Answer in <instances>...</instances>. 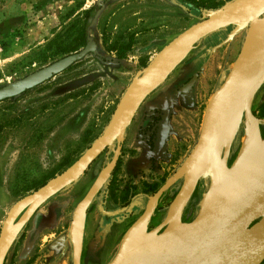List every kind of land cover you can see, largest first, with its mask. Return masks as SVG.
<instances>
[{
	"label": "rangeland",
	"instance_id": "374dc122",
	"mask_svg": "<svg viewBox=\"0 0 264 264\" xmlns=\"http://www.w3.org/2000/svg\"><path fill=\"white\" fill-rule=\"evenodd\" d=\"M229 1L194 11L179 0H0V86L80 50L90 39L95 43L92 52L60 73L0 101V229L18 199L79 161L117 116L131 82L139 80L171 39L223 10ZM88 8L93 14L83 42L79 29ZM233 28L216 25L187 41H195L194 47L158 79L117 137L82 174L21 206L7 230L9 242L0 250V264H117L142 252L157 234L150 229L153 222H145L149 213L141 215L146 205L153 209L158 195V190L150 194L149 189L171 177L176 186L185 172L178 167L196 143L195 176L201 173L178 219L182 228L216 209L223 201L221 192L226 197L264 180V169L246 170L239 179L236 172L245 123L257 135L254 142H264V120L249 113L264 101V77L252 92L236 90L244 92L238 95L234 129L229 140L219 137L222 118L233 104L221 115L218 108L225 100L217 101L216 87L242 39L240 31L230 35ZM195 59L197 70L190 66ZM193 74L190 90L182 94L179 87ZM254 74L247 77V85ZM210 98L216 106L215 120L203 130ZM153 107L158 108L152 113L156 117L170 108L169 134L157 157L144 127V115ZM199 128L205 136L197 142ZM109 159L110 170L117 159L110 189H105L108 172L91 197V187ZM173 189L154 209L169 204ZM77 211L80 224L73 228ZM258 264H264V258Z\"/></svg>",
	"mask_w": 264,
	"mask_h": 264
},
{
	"label": "water",
	"instance_id": "95a60500",
	"mask_svg": "<svg viewBox=\"0 0 264 264\" xmlns=\"http://www.w3.org/2000/svg\"><path fill=\"white\" fill-rule=\"evenodd\" d=\"M226 9L223 8V10L202 18L187 27L171 39L158 55L166 53L182 41L194 39L203 31L216 25H223L230 18V12ZM252 18L242 21L238 26L244 25ZM94 46V40L90 39L80 50L0 86V101L14 97L50 79L87 53L92 52ZM160 77L157 70L150 72L129 107L107 124L76 164L63 170L13 204L0 229V250L9 242V236L6 233L21 206L67 185L82 174L100 152L117 137L133 116L139 103L156 85ZM263 77L264 61L255 78L247 87V92H252ZM191 82L192 80H189L184 85L186 87L183 86L180 90H186ZM224 97L225 93H220L216 99L217 101L225 100ZM167 131V110H165L156 130L154 152L162 146ZM217 205L216 209L198 221H191L175 234L167 236V240L154 241L153 245L142 250V252L117 264H159L182 252H186V259L182 264H258L264 258V180L239 188L223 198L222 203ZM240 230L242 233L239 235Z\"/></svg>",
	"mask_w": 264,
	"mask_h": 264
},
{
	"label": "crops",
	"instance_id": "0c3cea01",
	"mask_svg": "<svg viewBox=\"0 0 264 264\" xmlns=\"http://www.w3.org/2000/svg\"><path fill=\"white\" fill-rule=\"evenodd\" d=\"M234 1L236 2V0H230L226 6H224V8H229V12H230V8L231 6L234 4ZM264 1V0H263ZM262 0H259L256 2V4H254L253 8L249 7L248 9H244L240 12L242 16L240 15H236V13L232 14L230 12V18L228 19V21H226L223 25L225 26H230L232 25L234 28L233 30L231 31L232 33L230 35H234L235 33L237 32H241L242 33V39H241V43H240V46L238 48V50L236 51L235 55H234V58L229 62L226 70L224 72H221L220 73V78H219V83L217 85V90L219 91V93H225V97L224 99L226 100L227 98V95H228V92L230 91V89L232 88L231 87V84L232 82L234 81V75H239V76H243L241 78H238L235 82V91L240 88V89H245L247 87V73L252 75L253 73H255L256 71V68L258 67V65L260 64V61H261V64L263 63L264 61V54H263V57H262V60H261V52L263 50V46H264V2ZM262 3V4H261ZM258 4V6H257ZM257 6V7H256ZM255 7V8H254ZM246 11V12H245ZM257 11V12H255ZM252 12H255V13H252ZM246 13V14H245ZM250 13V14H249ZM243 14H245L246 16H244ZM241 17V19H240ZM253 17V18H252ZM237 18V19H236ZM239 18V19H238ZM248 18H252L251 20L247 21L244 25L242 26H238V24H240L242 21L248 19ZM255 20V21H254ZM252 22V23H251ZM251 23V24H250ZM253 25V26H252ZM252 29H258L259 32L258 36L260 38H256L258 39V48H257V51L255 52V57L252 58V55H251V58H250V61L247 64H244L245 62V59L248 60V56L247 53H245L244 51H247L248 50V43H246V41L248 42V39H247V36L249 37L250 34V30ZM253 31V30H252ZM251 31V32H252ZM257 36V34H256ZM257 36V37H258ZM198 43V42H197ZM194 44H195V41L194 42H187V41H182L180 43H178L177 45H180V46H177L173 52H171V54L169 56H167L165 58V60H170L172 59V56L180 53V58L179 60L177 61H174L172 62L168 67H167V71H165L163 73V75H165L166 73L170 72L172 69H174L178 63L183 59V57L186 55V53L188 52V50L191 48V47H194ZM176 46V45H175ZM174 46V47H175ZM247 49V50H246ZM260 50V51H259ZM244 54V55H243ZM246 54V55H245ZM246 58H245V57ZM258 59H257V58ZM176 58V57H175ZM244 60H243V59ZM256 60H255V59ZM197 59L195 60H192L190 62V66L192 69L194 70H197L198 65H197ZM253 63V64H252ZM173 64V65H172ZM244 64L245 66L247 65V67H242ZM261 64L259 65V67L261 66ZM242 65V66H241ZM256 65V66H255ZM152 67V66H151ZM259 67L257 69V72L259 70ZM169 69V70H168ZM255 70V71H254ZM149 71V68L146 67L143 69V74L137 78L139 80H135L134 78L131 79V84L133 82H139V85H138V89L145 77V74ZM240 79L242 81H240ZM245 79V80H244ZM242 82V83H241ZM130 84V85H131ZM240 84H245V87L244 85H240ZM129 85V87H130ZM240 85V86H239ZM238 86V87H237ZM231 87V88H229ZM242 87V88H241ZM136 88V89H137ZM137 89V90H138ZM137 92V91H136ZM218 97V96H217ZM211 98L208 99V103L210 102ZM235 102V101H234ZM233 103V102H232ZM231 104V103H230ZM229 104V105H230ZM208 106V105H207ZM206 106V108H207ZM206 108L204 109V113H203V123H202V128H206V126L208 125V122H209V118H208V121L205 120V110ZM207 122V123H206ZM205 135L202 136L201 134V131H200V128H199V133H198V136H197V142L201 141V139L204 137ZM198 147V151L197 153H195V149ZM199 153V146H198V143H196L195 145H193V147L190 149V152L188 154V156L183 160L181 161L179 167H178V170L180 169H183L185 170V172H183V174H181L180 176V180L179 182L177 183L176 186H174V181H173V177H171L170 179H166L165 182L163 183V187L160 188V190H158V195L156 196L155 200H154V203H153V209H149L148 210V206L146 205L141 213V215H143L144 213H149L147 215V218L145 219V222L147 223L148 221H151L153 222V225L152 227L150 228L151 230H157V234L155 235L156 236V240L155 241H159L160 239L165 241L167 240V236L169 235H173L175 234L178 230L181 229V226H179V222H178V219L180 217V214L182 213L184 207L186 206V203L188 201V198H189V195L190 193L192 192V190L194 189L195 187V184H196V181L198 180V177L200 175L201 172H199V174H197L195 176V168H196V161L199 160V157L197 156ZM110 166H111V163H110V159L105 163V166L101 169V171L99 172L94 184L92 185L91 187V190H90V196L93 197L94 194H96L98 192V190L100 189V187L102 186V184L104 183V181L106 180V177L108 176V172L110 170ZM194 169L192 171H190L191 169ZM197 169V168H196ZM190 171V172H189ZM103 173H105L106 177L105 179L103 180V182L96 188L94 189L95 185L99 183V177L100 175ZM188 173V174H187ZM187 174V175H186ZM190 174V175H189ZM195 176V177H194ZM190 178V179H189ZM190 180V181H188ZM187 184H190V185H187ZM172 188H174L172 191H173V195H172V198L169 202L168 205H166L164 208H155L154 209V205H156V203H158V201L160 200L161 197L164 196V194L171 190ZM223 196H225V193L223 194ZM222 196V197H223ZM137 198V197H136ZM202 198V196H201ZM200 198V200H201ZM225 198V197H223ZM135 199V198H134ZM135 201V200H134ZM205 201V199H203L201 201V205L202 203ZM132 203H133V200H132ZM148 210V211H147ZM147 211V212H146ZM140 215V216H141ZM80 224V216H79V212L77 211L74 215V221L72 223V227L73 228H78ZM168 231V232H167ZM165 234V236H163ZM163 236V237H162ZM162 237V238H161Z\"/></svg>",
	"mask_w": 264,
	"mask_h": 264
},
{
	"label": "bare ground",
	"instance_id": "6f19581e",
	"mask_svg": "<svg viewBox=\"0 0 264 264\" xmlns=\"http://www.w3.org/2000/svg\"><path fill=\"white\" fill-rule=\"evenodd\" d=\"M257 1H259V0H236V2L234 1V4L231 6V8H230V12L233 14H235L236 13V15L238 14V15H240V16H242L241 15V13L242 12H240V11H242V10H244V9H248L249 7H251V6H253L254 4H256V2ZM263 1V0H262ZM264 2V1H263ZM258 3V2H257ZM260 3V2H259ZM258 3V4H259ZM258 4H257V6H258ZM262 4V3H261ZM260 5V4H259ZM256 6V7H257ZM251 8H253V7H251ZM255 8V7H254ZM226 10H228L229 11V8H227ZM238 10H240V11H238ZM246 12V11H245ZM255 12H257V11H255ZM255 12H252V13H255ZM246 14V13H245ZM245 14H243L244 16H246ZM250 14V13H249ZM237 15V16H238ZM237 19V18H236ZM239 19V18H238ZM240 19H241V17H240ZM253 26V25H252ZM253 30V31H252ZM252 30H250V32H249V34H250V36L248 37L247 36V39H248V42L246 41V43H248V50L247 51H244L245 53H247V55H249L248 57V60H246L245 58V62H244V64H247L248 65V63H249V61H250V58H251V55H252V58L253 57H255V52L257 51V48H258V39H256V38H260L258 35L260 34L259 32L261 31H259L258 29L256 30V29H252ZM252 31V32H251ZM257 31H259V32H257ZM259 33V34H258ZM256 34H257V36H256ZM261 35V34H260ZM264 39V38H263ZM258 41V42H257ZM264 42V41H263ZM177 46H180V45H176L175 47H172L169 51H167L166 53H164V54H162V55H160V56H158V57H156L155 58V60L148 66V68H149V71L145 74V77H144V79H143V81H142V83H141V85H140V87H142V85L144 84V81L148 78V76H149V74H150V72H152L153 70H157L158 71V74L160 75V76H162V73H164L165 71H166V68L172 63V62H174V61H177V60H179V58H180V53H178V54H176V55H174V56H172V59H170V60H165V58L167 57V56H169L170 54H171V52H173V50L177 47ZM260 51V50H259ZM263 54H264V46H263V50H262V52H261V60H262V57H263ZM244 55V54H243ZM246 55V54H245ZM176 57V58H175ZM257 58V57H256ZM243 59V58H242ZM243 59V60H244ZM255 59V58H254ZM258 59V58H257ZM256 60V59H255ZM175 63V62H174ZM244 64H242L241 66L242 67H244L245 65ZM253 64V63H252ZM260 64H261V61H260ZM259 64V65H260ZM173 65V64H172ZM247 65L245 66V67H247ZM259 65H258V67H259ZM152 66V67H151ZM256 66V65H255ZM258 67L256 68V71H255V74L253 75V77L250 79L249 78V83H248V85H247V87L249 86V84L251 83V81L255 78V76H256V74H257V69H258ZM251 74V73H250ZM250 74H248L247 73V75H250ZM252 76V75H251ZM241 77H243L242 75L241 76H239L238 74L237 75H234V81L232 82V84H231V87H232V89H233V92H231V93H228V95H227V98H226V100H225V102L221 105V107L220 108H218V110H220V113H221V115L223 114V112H224V110H225V108L230 104V103H232L233 104V106H231L230 107V110H229V113L226 115V116H224V118H222V121H221V124H220V126L219 125H216L215 127H217V126H219V137H221V140L223 141H226V140H229L230 139V137H228V135H229V133H231L232 134V131H233V123L232 122H234L235 121V118H234V120L232 119L233 118V116L235 115V113L237 112V103L238 102H240L239 101V99H240V97H238V95H241V92L239 93V94H236V91H235V88H234V86H235V82H236V80L238 79V78H241ZM248 77V76H247ZM161 78V77H160ZM248 79V78H247ZM243 80V79H242ZM241 79H240V81H242ZM245 80V79H244ZM242 83V82H241ZM246 84H247V82H246ZM138 85H139V82H133L131 85H130V87L128 88V90H127V92H126V94H125V96L121 99V102H120V104H119V106H118V108H117V110H116V112L115 113H117L118 112V114H121L126 108H128L129 107V105H130V103L132 102V100L135 98V96H136V94H137V92L139 91V89H140V87H139V89L137 88L138 87ZM240 85H244V87H245V84H240ZM239 85V86H240ZM185 87V86H184ZM231 87H229V88H231ZM238 87V86H237ZM247 87L245 88V90L247 89ZM138 90H137V89ZM242 88V87H241ZM240 90V88H238L237 89V91H239ZM241 90H243V89H241ZM244 90V91H245ZM137 91V92H136ZM231 91V90H230ZM229 91V92H230ZM243 91V92H244ZM242 92V93H243ZM217 97V96H216ZM238 97V98H237ZM235 101V102H234ZM215 110H216V106H215V103H214V99H211L210 100V102L208 103V106H207V108H206V110H205V120H207L208 121V118H209V122H208V125L206 126V128H202L203 130H206L208 127H209V123H210V121H211V123H214V120H215V114H216V112H215ZM117 114V115H118ZM207 123V122H206ZM235 123V122H234ZM250 123H248V124H246L245 123V130H246V127L248 126V127H250L251 125H249ZM233 126V127H232ZM248 127H247V130L244 132V135H245V137L243 136V138H245L244 140H243V142H244V145H243V153H242V155H241V161L239 162V164L237 165V176H238V179L239 178H241V176L244 174V172L246 171V170H249V169H256V168H259V170H263L264 169V142H261V143H255L254 141H256V133H255V131H254V129H252L251 127H250V129H248ZM233 128V129H232ZM230 134V135H231ZM251 135V137H252V139H250V138H248V136H250ZM228 137V138H227ZM248 140V142H246L247 140ZM251 141H250V140ZM218 141H219V139H218ZM222 141H221V143H222ZM224 143V142H223ZM226 143V142H225ZM225 143H224V145H225ZM219 145H220V143H218ZM249 144V145H248ZM221 146V145H220ZM197 150V149H196ZM195 150V151H196ZM198 151V150H197ZM196 151V152H197ZM250 153V154H249ZM247 158V159H246ZM237 160V161H238ZM193 169V168H192ZM194 170V169H193ZM195 172V171H194ZM195 174H196V172H195ZM258 174V173H257ZM190 175V174H189ZM236 175V174H235ZM105 177H106V175H105V173H103L102 172V174L100 175V177H99V183L98 184H96L95 185V187H94V189H96L102 182H103V180L105 179ZM195 177V176H194ZM190 179V178H189ZM188 181H190V180H188ZM187 185H190V184H187ZM223 189V188H222ZM239 189V188H238ZM222 193V196H223V194H224V191L223 192H221ZM220 197V199L219 200H222L223 199V197ZM219 198V197H218ZM220 202V201H219ZM220 204V203H219ZM216 205V204H215ZM216 206H218V205H216ZM211 207H213V206H210V208ZM208 209H209V207H207ZM204 211V210H203ZM168 232V231H167ZM242 233V230H240L239 231V235ZM7 235V234H6ZM161 241H163V240H161ZM145 242V241H144ZM121 259H123V258H121ZM125 259V258H124ZM185 259H186V252L185 253H179L178 255H176V256H173V257H170V258H168V259H165L164 261H162L161 263H159V264H182L184 261H185Z\"/></svg>",
	"mask_w": 264,
	"mask_h": 264
},
{
	"label": "trees",
	"instance_id": "16d2710c",
	"mask_svg": "<svg viewBox=\"0 0 264 264\" xmlns=\"http://www.w3.org/2000/svg\"><path fill=\"white\" fill-rule=\"evenodd\" d=\"M224 1H229V0H179V2L184 5L186 8L194 11H198L202 8L204 9H210V8H216L219 5H222ZM93 14V8H88L87 10L84 11L83 13V21L81 24V27L79 29V35L80 39L84 42L86 39V29L90 24L91 16ZM125 49V48H123ZM122 56V55H118ZM250 115L257 119V120H264V101H262L256 108H252L249 110ZM117 160L115 161L111 171L109 172V177L106 181L105 188L106 190L109 191L110 185L113 181V174L115 171ZM158 186L152 187L150 189V193L154 194L158 190ZM44 219L41 218L38 226H41L43 224Z\"/></svg>",
	"mask_w": 264,
	"mask_h": 264
},
{
	"label": "flooded vegetation",
	"instance_id": "af4514ba",
	"mask_svg": "<svg viewBox=\"0 0 264 264\" xmlns=\"http://www.w3.org/2000/svg\"><path fill=\"white\" fill-rule=\"evenodd\" d=\"M191 78H196V74H193L190 78H188L180 87H179V91L182 93V94H186V93H188V91L190 90V88H191V86H192V83L190 84V86L188 87V88H186V90H184V91H181L180 89L189 81V80H192ZM186 87V86H185ZM137 109V108H136ZM157 107H153L152 108V110H151V112L148 114H145L144 116H146V120H145V125H144V127L145 128H147L146 130L147 131H149V136H148V138H146V141H147V143L150 145V150H151V152H152V155L154 156V157H157L158 156V154L161 152V150L163 149V147H164V145H165V141H166V138H167V136H168V134H169V130H170V127H169V117H170V108H164L163 110H161V114H160V116L159 117H156V116H152L153 114L152 113H154V112H156L157 111ZM165 110H167V126H168V131H167V133H166V136H165V138H164V140H163V144H162V146L156 151V152H154V141H155V135H156V130H157V127H158V123H159V121H160V118H161V116H162V113H163V111H165ZM136 111V110H135ZM135 113V112H134ZM134 115V114H133ZM138 129V128H137ZM197 138V137H196ZM101 153V152H100ZM100 155V154H99ZM98 155V156H99ZM97 156V157H98ZM96 157V158H97ZM95 158V159H96ZM94 159V160H95ZM93 160V161H94ZM117 160V159H116ZM115 160V161H116ZM92 161V162H93ZM115 161H114V163H115ZM91 162V163H92ZM90 163V164H91ZM89 164V165H90ZM88 165V166H89ZM114 165V164H113ZM113 167V166H112ZM112 169V168H111ZM111 171V170H110ZM109 171V172H110ZM84 172V171H83ZM164 181H165V179L164 180H162V182L161 183H164ZM105 185H106V183H105ZM155 186H158L159 188H160V185H155ZM154 186V187H155ZM158 188V189H159ZM106 189V188H105ZM149 192H150V189H149ZM151 194V193H150ZM97 196V195H96ZM96 196L93 198V199H95L96 198Z\"/></svg>",
	"mask_w": 264,
	"mask_h": 264
}]
</instances>
